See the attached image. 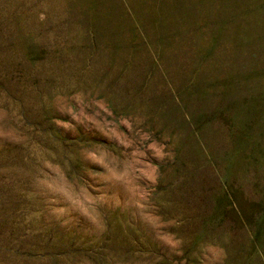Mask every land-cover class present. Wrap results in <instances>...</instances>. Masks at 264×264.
<instances>
[{"label": "rangeland", "instance_id": "1", "mask_svg": "<svg viewBox=\"0 0 264 264\" xmlns=\"http://www.w3.org/2000/svg\"><path fill=\"white\" fill-rule=\"evenodd\" d=\"M0 264H264V0H0Z\"/></svg>", "mask_w": 264, "mask_h": 264}]
</instances>
